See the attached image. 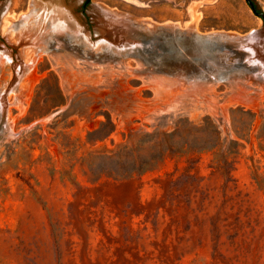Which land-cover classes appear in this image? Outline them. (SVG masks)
<instances>
[{"label":"rangeland","instance_id":"374dc122","mask_svg":"<svg viewBox=\"0 0 264 264\" xmlns=\"http://www.w3.org/2000/svg\"><path fill=\"white\" fill-rule=\"evenodd\" d=\"M29 1L10 0L0 33ZM91 2L200 35L264 24L248 0ZM55 21L8 94L10 128L36 122L0 131V264H264V89L226 78L248 66L237 43L159 35L149 71Z\"/></svg>","mask_w":264,"mask_h":264},{"label":"water","instance_id":"95a60500","mask_svg":"<svg viewBox=\"0 0 264 264\" xmlns=\"http://www.w3.org/2000/svg\"><path fill=\"white\" fill-rule=\"evenodd\" d=\"M83 1L30 0L28 11L19 13L18 19L14 20L13 12L9 14V25L4 33H0V131L16 135L19 130L36 122L27 123L13 131L6 118L8 94L17 87L33 58L41 52L39 36L48 12L59 15L60 20L65 22L62 28L72 31L70 37L82 39L88 48L119 58L137 56L144 65L142 69L149 71L153 70L150 68L151 62L141 49H150L149 41L159 35L173 34L181 38L188 45L189 52L201 51L206 41H235L248 66L228 74L226 78L234 80L244 76L245 85L264 89V24L262 28L253 29L242 35H200L191 29L180 28L176 23L156 24L114 8L98 6L91 0L85 8H81ZM9 2L10 0H0V25L2 13ZM257 14L264 17L262 10ZM215 53L220 61L223 58L222 50L218 48ZM179 66L181 65L177 63V67L172 69L176 73L175 77L180 80L188 73ZM224 68L226 67H213L207 73H196V76L207 77L208 83H205L207 85L224 78L222 73Z\"/></svg>","mask_w":264,"mask_h":264},{"label":"bare ground","instance_id":"6f19581e","mask_svg":"<svg viewBox=\"0 0 264 264\" xmlns=\"http://www.w3.org/2000/svg\"><path fill=\"white\" fill-rule=\"evenodd\" d=\"M49 14H50V17L55 21V20H58L57 22H56V26H58V27H63L64 25H65V22H63V20H60V16L59 15H57L56 13H54V12H49ZM6 19H7V21H9L8 20V18L6 17ZM91 65H93V64H91ZM95 66V65H94ZM72 71V70H71ZM71 75H70V77L72 76V75H74V74H72V72L70 73ZM76 74V73H75ZM76 76V75H75ZM29 80H27V84H28V86L29 85H31V83H32V79H33V76H26ZM74 77V76H73ZM72 77V78H73ZM26 79V78H25ZM70 80V79H69ZM31 81V82H30ZM25 83H26V80L25 81H22V87L25 85ZM172 84V83H171ZM241 90H242V87H240L239 86V89H238V91H240L241 92ZM26 95H27V93H26ZM241 99H245V96H243ZM21 102V101H20ZM17 105V104H16ZM17 108L18 109H20V110H22L23 108H24V105L22 104V103H18V105H17ZM6 140V139H5Z\"/></svg>","mask_w":264,"mask_h":264},{"label":"trees","instance_id":"16d2710c","mask_svg":"<svg viewBox=\"0 0 264 264\" xmlns=\"http://www.w3.org/2000/svg\"><path fill=\"white\" fill-rule=\"evenodd\" d=\"M89 2H90V0H85L83 3V8H85L89 4ZM248 2L250 4V6L252 7V9L257 13L258 10L256 9L255 3L252 0H248ZM217 143L215 145H217Z\"/></svg>","mask_w":264,"mask_h":264},{"label":"flooded vegetation","instance_id":"af4514ba","mask_svg":"<svg viewBox=\"0 0 264 264\" xmlns=\"http://www.w3.org/2000/svg\"><path fill=\"white\" fill-rule=\"evenodd\" d=\"M85 1V0H84ZM84 1L82 2V4H81V8H83V3H84ZM263 21H264V17H263Z\"/></svg>","mask_w":264,"mask_h":264}]
</instances>
